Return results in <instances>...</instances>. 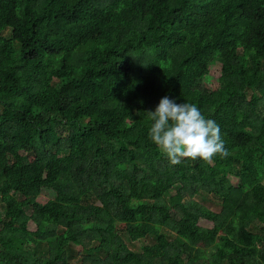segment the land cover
Wrapping results in <instances>:
<instances>
[{"label": "trees", "instance_id": "obj_1", "mask_svg": "<svg viewBox=\"0 0 264 264\" xmlns=\"http://www.w3.org/2000/svg\"><path fill=\"white\" fill-rule=\"evenodd\" d=\"M165 96L229 155L170 165ZM0 106V264H264V0H0Z\"/></svg>", "mask_w": 264, "mask_h": 264}, {"label": "clouds", "instance_id": "obj_2", "mask_svg": "<svg viewBox=\"0 0 264 264\" xmlns=\"http://www.w3.org/2000/svg\"><path fill=\"white\" fill-rule=\"evenodd\" d=\"M154 122L149 130L151 142L175 166L184 160H201L211 165L219 155H229L219 125L206 119L194 104L163 97L155 111L147 112Z\"/></svg>", "mask_w": 264, "mask_h": 264}, {"label": "rangeland", "instance_id": "obj_3", "mask_svg": "<svg viewBox=\"0 0 264 264\" xmlns=\"http://www.w3.org/2000/svg\"><path fill=\"white\" fill-rule=\"evenodd\" d=\"M8 35H10V31L6 32ZM219 65H216L210 73V76H212L213 78H216L220 75L219 72ZM0 110H1V106H0ZM179 189V187L175 188V191H177ZM20 200H24L23 197L19 196ZM197 201L201 202L202 204H204L206 207H208L209 209H211L214 212H220L221 210V204L217 201H215L213 199V197L210 195H202V196H196L195 198ZM50 201V198L46 195H43L40 197L39 202L42 204H47ZM28 213L31 215L32 214V210L28 209ZM199 225L203 228H212L213 227V223L207 220H200ZM30 230L32 232H35L37 230V226L35 223H31L30 224ZM124 239L126 240V243L131 247V249L134 252L140 253L142 252V245H149L155 242V239L153 237H150L148 240L143 241L142 243H132L131 240L129 239L128 236H124ZM78 251L81 252L82 249L78 248Z\"/></svg>", "mask_w": 264, "mask_h": 264}]
</instances>
